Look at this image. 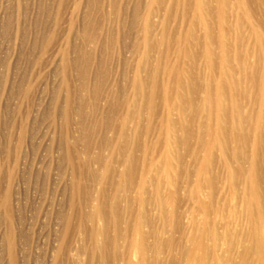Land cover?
Masks as SVG:
<instances>
[{"label": "rangeland", "instance_id": "1", "mask_svg": "<svg viewBox=\"0 0 264 264\" xmlns=\"http://www.w3.org/2000/svg\"><path fill=\"white\" fill-rule=\"evenodd\" d=\"M218 16L216 0H0V264H256L245 179L264 217V133L250 171L260 92L235 45L264 81V0H226L223 33Z\"/></svg>", "mask_w": 264, "mask_h": 264}, {"label": "bare ground", "instance_id": "2", "mask_svg": "<svg viewBox=\"0 0 264 264\" xmlns=\"http://www.w3.org/2000/svg\"><path fill=\"white\" fill-rule=\"evenodd\" d=\"M210 0H196L197 2V10L200 12L201 10L205 11L206 5ZM218 3V13H219V21L221 23L219 29L220 31L223 33V29H222V24L224 23V12L226 9V0H216ZM237 8H242L245 9V11H247L249 8V4H245V7L243 8V5L241 4V2L237 3ZM248 14V13H246ZM204 20L203 17H200ZM247 19L249 21L251 20V16L247 15ZM252 22H250L251 24ZM259 27H260V32L262 33V35L264 34V23H259ZM252 29V28H251ZM241 30V26L240 24L234 27V32H238L240 33ZM252 37H254L255 39V45L257 46V51H258V55L264 59V47L261 45V35H257L256 31L254 29H252L251 31ZM236 51L238 52L237 54V58L240 59L239 64H238V68H241L244 72H245V77H246V81L247 84L254 88L257 89L260 93L257 96L256 99V103L258 101V112L248 119L247 121L251 120L252 123H254V127L256 132L258 133V141L255 143L256 148L254 150L253 153V157L249 162V167H250V171L254 170L253 168H255L256 165V157L258 156L259 153V141L262 138V135L264 133V81L263 80H258L257 75H256V69L255 67L249 66V64H247V60H248V55L250 54V49L247 48L245 49L242 45L241 40H237L236 45H235ZM229 49L226 48L225 46L222 47L221 49V54H220V60L222 62V64H225L228 60V51ZM227 71V70H226ZM228 72V71H227ZM229 75V73H227ZM232 84H235V82H233ZM220 99H221V95H219L217 97V105L216 106V110H217V115L219 117H217V119H223L224 116L223 115V110L220 104ZM234 117H233V123L236 124V126L241 127L242 126V122H245V120L242 118L241 114H240V109L238 107V105H236L234 108ZM221 116V117H220ZM231 121V120H230ZM220 126V125H219ZM221 127V126H220ZM222 130V128L220 129ZM234 143L239 144L241 139L237 136H233L230 137ZM212 145L210 146H221L219 144V141L217 139L213 140L211 142ZM223 146V145H222ZM224 147V146H223ZM241 151L238 148H235L231 154V156H235V157H239L242 154H240ZM239 168H237L235 170V175H238ZM245 183L247 184L246 187V196L248 199V208L251 211V214H253V212H256V218H255V224H254V231L251 235V246H250V253L253 256L250 257L252 260H254V262L256 264H264V217L261 211V202H262V196L260 195V193L257 190V180L256 177H253V175L250 173L247 178L245 179Z\"/></svg>", "mask_w": 264, "mask_h": 264}]
</instances>
